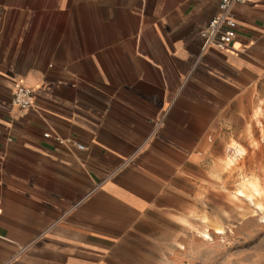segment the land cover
Wrapping results in <instances>:
<instances>
[{
    "label": "crops",
    "instance_id": "obj_1",
    "mask_svg": "<svg viewBox=\"0 0 264 264\" xmlns=\"http://www.w3.org/2000/svg\"><path fill=\"white\" fill-rule=\"evenodd\" d=\"M218 2L0 0V264L190 263L192 166L264 131V0L224 51Z\"/></svg>",
    "mask_w": 264,
    "mask_h": 264
},
{
    "label": "rangeland",
    "instance_id": "obj_2",
    "mask_svg": "<svg viewBox=\"0 0 264 264\" xmlns=\"http://www.w3.org/2000/svg\"><path fill=\"white\" fill-rule=\"evenodd\" d=\"M258 135L249 131L239 139L207 145L204 161L192 166L196 182L205 189L192 185L191 197L184 200V204L191 207L185 213L192 218L189 264H264V222L245 196L236 195L239 189L249 193L244 187L256 180L261 192L257 200L264 204V145L261 141L264 131ZM232 142L246 153L227 167L224 159L232 153ZM214 182L217 186L212 184ZM215 228H222L224 233L216 234ZM174 229L176 235L183 233L180 226ZM203 231H207L212 240H203L199 234Z\"/></svg>",
    "mask_w": 264,
    "mask_h": 264
},
{
    "label": "built area",
    "instance_id": "obj_3",
    "mask_svg": "<svg viewBox=\"0 0 264 264\" xmlns=\"http://www.w3.org/2000/svg\"><path fill=\"white\" fill-rule=\"evenodd\" d=\"M245 0H219L217 13L209 20L200 33L203 48H214L219 51L226 50L236 37L237 23L232 15V7L236 3ZM12 103L19 109H25L33 104V96L30 88L22 85L15 87L12 95ZM44 138L53 137L58 143L63 140L50 132L43 134ZM78 148L81 145L75 144Z\"/></svg>",
    "mask_w": 264,
    "mask_h": 264
},
{
    "label": "bare ground",
    "instance_id": "obj_4",
    "mask_svg": "<svg viewBox=\"0 0 264 264\" xmlns=\"http://www.w3.org/2000/svg\"><path fill=\"white\" fill-rule=\"evenodd\" d=\"M230 145H231L230 150L232 151V153L224 159V163L227 167L232 166L234 164V161L237 159V157H241L246 153L245 149L238 147L236 143H232ZM244 188H247L249 193H245V190L239 189L237 191V196L239 197L245 196L250 201V203L253 204L254 210L259 212L260 221L264 222V204L260 203L258 201L259 199L257 200L258 196L261 195L258 182L256 180H251L248 182L247 187ZM215 232L217 234H223L224 230L222 228H215ZM199 234L205 240H212L211 236L208 234L207 231L199 232Z\"/></svg>",
    "mask_w": 264,
    "mask_h": 264
}]
</instances>
